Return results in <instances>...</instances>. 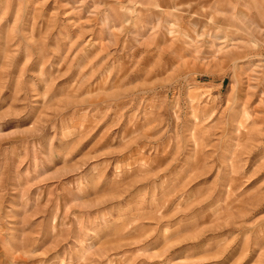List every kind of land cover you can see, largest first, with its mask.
Segmentation results:
<instances>
[{"label":"rangeland","instance_id":"rangeland-1","mask_svg":"<svg viewBox=\"0 0 264 264\" xmlns=\"http://www.w3.org/2000/svg\"><path fill=\"white\" fill-rule=\"evenodd\" d=\"M0 264H264V0H0Z\"/></svg>","mask_w":264,"mask_h":264}]
</instances>
